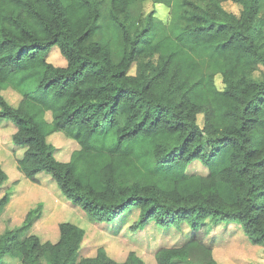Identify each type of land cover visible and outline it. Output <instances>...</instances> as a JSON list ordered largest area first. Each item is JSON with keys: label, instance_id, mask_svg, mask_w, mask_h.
I'll return each instance as SVG.
<instances>
[{"label": "trees", "instance_id": "16d2710c", "mask_svg": "<svg viewBox=\"0 0 264 264\" xmlns=\"http://www.w3.org/2000/svg\"><path fill=\"white\" fill-rule=\"evenodd\" d=\"M63 1L0 0V119L15 125L12 142L24 147L15 158L20 180L49 174L97 222L113 223L132 206L133 230L151 219L166 228L189 222L193 237L159 247L157 264H216L198 234L207 218L236 221L264 246V70L252 76L264 68L263 0H233L238 14L224 0H180L184 23L170 33L154 10L132 17L137 0H111V38L95 35L103 0ZM206 45L223 50L222 88L213 73L193 78L199 62L187 47ZM53 46L65 65L47 60ZM9 87L20 95L16 106L1 94ZM58 132L79 145L66 161L47 142ZM193 160L207 172H188ZM6 176L0 168V185ZM32 215L38 209L27 223ZM58 228L55 242L7 230L0 262L15 254L21 264H141L132 251L117 262L103 247L78 259L85 231L69 221Z\"/></svg>", "mask_w": 264, "mask_h": 264}, {"label": "rangeland", "instance_id": "374dc122", "mask_svg": "<svg viewBox=\"0 0 264 264\" xmlns=\"http://www.w3.org/2000/svg\"><path fill=\"white\" fill-rule=\"evenodd\" d=\"M110 1L103 0L100 4L101 15L98 23L100 30L95 34L97 38L104 36L111 38L113 33H117L116 29H113L114 26L108 24ZM179 2L180 0H137L130 8V14L137 20L150 10H154L155 17L163 18L165 21L171 19L169 15L179 14L181 19L183 5L180 7ZM221 5L235 14L240 11V5L233 0H224ZM260 11L264 13V0ZM186 52L190 59L199 62V68L193 75L194 79L213 73L217 87H223L220 74L223 55L221 45L188 46ZM46 58L56 66L66 64L57 46L49 50ZM263 70V67L255 70L253 78L259 80ZM1 94L12 106H16L20 99V95L10 87L3 89ZM46 119H51L50 112H46ZM197 121L202 125V115L198 116ZM15 131V125L9 119H0V168L7 175L0 185V197L4 194L8 197L0 209V236L7 230L19 229L21 235L33 233L42 241L55 242L59 238V223L69 221L85 231L78 259L92 256L99 247H103L117 262L124 261L132 251L139 257L141 264H157L155 251L159 247L178 246L193 237L194 230L187 221L166 228L151 219L139 229L133 230L131 225L139 216V208L136 206L130 207L113 223L97 222L82 208L66 199L49 174L45 172L38 174V183L20 180L21 175L14 169L15 158L22 155L24 147L13 144L12 134ZM47 142L52 145L54 156L61 161L68 160L71 152L79 148L76 141L60 132L48 135ZM187 171L206 173L207 168L199 160H193L187 164ZM36 209L38 215H32V220L27 223V220L25 221L27 212ZM199 228L198 234L204 244L210 247L216 264H264V246L252 243L238 222L226 220L215 222L207 218ZM0 264H21V261L17 255L7 254ZM44 264H47L45 257Z\"/></svg>", "mask_w": 264, "mask_h": 264}, {"label": "crops", "instance_id": "0c3cea01", "mask_svg": "<svg viewBox=\"0 0 264 264\" xmlns=\"http://www.w3.org/2000/svg\"><path fill=\"white\" fill-rule=\"evenodd\" d=\"M156 2V1H155ZM170 12V11H169ZM169 17H171L170 20L165 21L163 18H157L156 17V25H161V30L163 33H170L169 31L173 28V26H176V24L179 25V29H181L184 21L183 18L181 17V19H179V14L177 15H169ZM158 20V23H157ZM163 24V27H162Z\"/></svg>", "mask_w": 264, "mask_h": 264}]
</instances>
